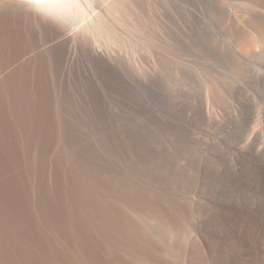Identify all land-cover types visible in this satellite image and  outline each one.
Returning <instances> with one entry per match:
<instances>
[{"label":"rangeland","instance_id":"1","mask_svg":"<svg viewBox=\"0 0 264 264\" xmlns=\"http://www.w3.org/2000/svg\"><path fill=\"white\" fill-rule=\"evenodd\" d=\"M21 3L50 36L0 100V264H264V185L237 160L264 0H144L122 40L77 28L92 0Z\"/></svg>","mask_w":264,"mask_h":264},{"label":"bare ground","instance_id":"2","mask_svg":"<svg viewBox=\"0 0 264 264\" xmlns=\"http://www.w3.org/2000/svg\"><path fill=\"white\" fill-rule=\"evenodd\" d=\"M18 1L33 3L34 5H36L39 8V10H42L45 13L49 14L50 16L51 15L53 16V14H63V13L68 15V13L72 12V10L75 6H77V5L79 6L80 4H82V2H85L88 0H18ZM92 1H93L94 5L87 11L86 16L78 24L77 28L80 30H83V31L89 30V32L91 31V33H95L96 35L98 34L100 36L105 33V34H107L108 37L113 38V40L114 39H118V40L121 39L122 40L123 37H125L124 35H122L123 32L121 33L117 29V25H120L121 22H123V23L126 22V19H129V21H133L135 19V17H137V16L140 17L141 8H142L143 3H144V0H92ZM154 2H155V0H145V3L148 4V5L146 4V6L153 5ZM152 10L155 11L154 9H152ZM119 18H120L121 22L118 21ZM82 26H84V27H82ZM186 37H188V35H186ZM242 44L246 46L248 43L244 42ZM250 46H252V45H250ZM263 46H264V44H260L258 42V44H256L255 47L253 46V48H259L260 47V49H263ZM134 47H135L134 51H137V52L140 51V52L153 53L152 48L140 47L138 45L134 46ZM109 50L114 51V52L119 51L118 48H112ZM157 51L158 52H165V51L169 52L170 49L158 48ZM262 66H264V64H260V65H258V64L252 65L251 64V67H250L252 70V77L257 83L261 79H264V71L262 70ZM257 85H260V84H257ZM213 91H214V89H213ZM247 94H249L251 96V101L253 104L252 105V113L250 114L249 118L247 119L248 120L247 121L248 129L244 133L245 136L243 138V141L241 142V148L245 151L241 154H237V157H238L237 160H238L239 165H240L239 167H242V164L245 163V157L248 155H252L255 162L258 163L259 169H257V168L254 169L251 167L249 169V172H251L252 175L254 174L258 183H260L263 186L264 185V85L260 86V92L259 93H257L251 87L248 90ZM214 96H215V93L213 92L212 97L214 98ZM240 117H241V114H240ZM244 122H246V121H244ZM244 125H245V123H244ZM232 171L238 173V175H240V174L243 175V173L248 174V169H247V171H246V169H243V170H239V169L233 170L232 169ZM256 180H255V183H256ZM245 219H247V218H245ZM236 222H234V223H236ZM223 229L225 230L226 228H223ZM243 229H244V227H240L241 231ZM225 231H227V230H225ZM242 232L245 233V231H242ZM227 234L229 235V233H227ZM223 241H225V239ZM243 241H245V240H243ZM238 248H240V247H238ZM260 263H262V262H260Z\"/></svg>","mask_w":264,"mask_h":264},{"label":"crops","instance_id":"3","mask_svg":"<svg viewBox=\"0 0 264 264\" xmlns=\"http://www.w3.org/2000/svg\"><path fill=\"white\" fill-rule=\"evenodd\" d=\"M18 0H0V100L30 67L40 64L50 30ZM1 113V111H0Z\"/></svg>","mask_w":264,"mask_h":264}]
</instances>
